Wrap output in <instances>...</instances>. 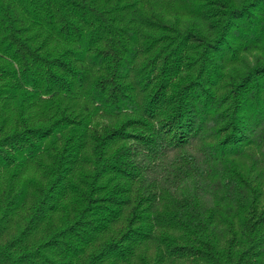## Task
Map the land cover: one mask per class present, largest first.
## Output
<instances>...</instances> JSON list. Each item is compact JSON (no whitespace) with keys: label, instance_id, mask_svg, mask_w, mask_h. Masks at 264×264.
Wrapping results in <instances>:
<instances>
[{"label":"trees","instance_id":"1","mask_svg":"<svg viewBox=\"0 0 264 264\" xmlns=\"http://www.w3.org/2000/svg\"><path fill=\"white\" fill-rule=\"evenodd\" d=\"M0 264H264V0H0Z\"/></svg>","mask_w":264,"mask_h":264}]
</instances>
